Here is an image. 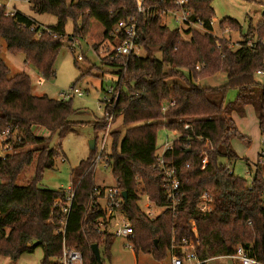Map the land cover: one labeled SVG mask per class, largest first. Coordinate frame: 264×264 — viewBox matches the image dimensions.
Returning a JSON list of instances; mask_svg holds the SVG:
<instances>
[{
    "label": "trees",
    "instance_id": "1",
    "mask_svg": "<svg viewBox=\"0 0 264 264\" xmlns=\"http://www.w3.org/2000/svg\"><path fill=\"white\" fill-rule=\"evenodd\" d=\"M28 2L34 13L53 15L55 23L43 26L17 9L8 11L0 5V39L5 41L8 52L23 54L25 63L33 65L44 78L55 75L58 52L64 40H71L66 33L69 20L74 22V39L85 35L91 18L101 23L103 40L95 45L99 53L119 20L137 15L136 0ZM212 3L213 0H190L188 4L193 16L205 22V31L170 28L162 23L163 5L149 16H139L138 43L145 55H132L124 70L114 68L118 66L116 62L111 65L112 73L124 77L115 109L116 117H122L124 132L111 133V142L99 161L109 165L115 185L127 194L119 208L133 228L130 243L136 253L162 260L169 254L172 240L193 237L195 226L199 264L213 257L233 255L238 245L264 263V180L256 171L248 182L228 168L231 161L238 159L232 139L244 138L235 125L234 113L244 114L251 106L264 133V83L256 79V71L264 68V11L262 19L256 25L250 24L245 33L237 19L225 17L219 21L222 31L230 27L242 34L241 45L235 48L230 40L212 33ZM249 40L256 41L254 50L246 46ZM1 47L0 43V51ZM98 55L105 64L106 56ZM218 74L225 75L224 83H201ZM230 91L237 94L234 101L227 100ZM132 95L135 96L130 98ZM71 99L33 94L31 77L26 72L11 76L0 55V131L9 125L19 131L13 143L16 151L0 159V256L11 261L40 246L44 252L41 264H59L61 219L67 221L66 244L82 251L83 264H100L91 248L95 243L102 264L105 256L110 257L116 236L99 229L106 212L93 196L97 185L96 148L72 169L75 193L67 216L62 212L66 189L39 187L43 172L54 167L60 154V149L48 145L51 136L65 138L73 126L69 120L75 112ZM172 101L175 104L163 112V105ZM185 124L190 127L185 128ZM95 125L105 128L106 122L102 119ZM34 126L47 129L50 137L37 136ZM160 128L178 132L164 159L168 166L176 168L185 195L175 212L164 209L151 217L140 207L142 195L158 208L168 203L164 177L156 168ZM204 153L208 163L202 168ZM33 163L32 179L26 185H17L19 176ZM203 191L214 196L210 213L197 209ZM34 240L37 244H33Z\"/></svg>",
    "mask_w": 264,
    "mask_h": 264
},
{
    "label": "rangeland",
    "instance_id": "2",
    "mask_svg": "<svg viewBox=\"0 0 264 264\" xmlns=\"http://www.w3.org/2000/svg\"><path fill=\"white\" fill-rule=\"evenodd\" d=\"M14 3L26 13H31L30 4L27 0H0V5H7L6 7H12ZM212 7L214 9V18L216 19L215 32L219 37L230 40L235 48L243 40L242 34L239 31H222L219 28V21L225 17L238 19L245 33L250 24L256 25L262 19L264 11L263 5L253 0H213ZM38 18L47 24L55 21V17L51 14H43ZM163 20L162 23L170 28H177V24L171 17ZM73 30L74 22L69 20L66 25V33L71 40H64L56 58L55 75L50 78H44L33 65L26 64L23 54L14 55L8 52L5 41L0 39L2 45L0 55L8 66L10 75L26 72L32 80L33 94L38 96L46 94L55 99H63L61 94L74 86L84 93L83 96H74L71 99L75 112L69 118L73 124L70 132L62 139L57 135H53L48 142L51 148L60 149V154L55 158L54 167L43 172V177L39 182V187L41 188L68 189L72 187V169L78 166L80 161L91 156V140L96 141V149L99 150L103 131L105 130V128L95 125L96 122L102 123L103 111L99 110L98 106L104 105L107 90L114 84L115 74L112 73L113 68L103 64L100 57L95 53V45L103 40L104 28L99 21L91 18L84 36L74 39L71 35ZM184 37L189 38L187 35ZM79 55H82V60L77 59ZM144 55L145 51L141 49L140 56ZM157 57L161 58L159 52ZM256 79L264 83V74H256ZM40 81L42 82L40 83ZM224 82L225 75L218 74L201 83L215 86ZM236 95L235 91H230L227 100L234 101ZM233 119L244 138L232 139V148L238 159L230 162V168L235 175L251 182L255 174L253 164L260 157L264 161V133L260 130L259 119L253 108L245 110L244 114L236 113ZM33 131L39 137H50V132L43 127L34 126ZM115 131L124 132L121 116L116 117L111 125L110 136ZM167 134L171 136V139L176 137L165 128L158 130V148L165 141ZM111 138H108V142H111ZM224 161L228 163L226 160ZM34 167L35 164L33 163L22 172L17 180V185H26L32 179ZM250 168L252 173H250ZM94 181L102 186L115 185L111 168L103 160L97 161L94 165ZM100 203L104 205L105 201L102 199ZM139 204L144 212L150 213L151 217H155L163 211L162 208L156 207L152 202L150 203L146 195L141 196ZM126 224V218L118 213L106 228L110 232H114L118 228H124ZM43 256V248L38 246L34 252L24 253L14 261L0 256V264H41ZM103 259L104 264H170V254L162 260H157L151 254L136 253L130 240L125 236L115 238L111 247L110 257L105 256ZM221 262V259H217L209 261L208 264H222ZM236 263L235 260L228 259L223 264Z\"/></svg>",
    "mask_w": 264,
    "mask_h": 264
},
{
    "label": "built area",
    "instance_id": "3",
    "mask_svg": "<svg viewBox=\"0 0 264 264\" xmlns=\"http://www.w3.org/2000/svg\"><path fill=\"white\" fill-rule=\"evenodd\" d=\"M29 1V0H27ZM137 2V15L135 17H129L127 19L119 20L110 31V38L107 44L101 48L99 53L95 50V53L103 54L106 56V65H113V62L118 63V66L114 68H120L124 70L126 68L129 58L133 56H140V51L142 47L138 43V19L140 15H151L154 9L159 8L160 6H164V12L162 16L163 19L167 17H171L177 24V28L181 29H198L205 31V22L199 17H194L191 9L188 8V4L190 0H153L152 3H147V0H136ZM10 11V9L8 10ZM215 20L212 18L210 20V25L213 30L212 33L217 35L215 32ZM230 27H226L224 32H230ZM218 36V35H217ZM240 46L241 44H237ZM256 45L255 40H249L246 43V46L250 49L254 50ZM101 59V56L98 55ZM78 60H82V55L77 57ZM102 60V59H101ZM197 69H200L197 66ZM113 70V69H112ZM256 74L263 75L264 68L258 69ZM124 77L121 74H115L114 84L107 90V97L104 100L103 106H98L99 110L103 111L102 119L106 122L105 130L103 131V135L100 142L99 150L97 149V156L95 159V163L99 161L101 155L107 148L110 139V129L111 125L114 123L116 119V104L118 98L121 94V84L124 82ZM42 81H40L41 83ZM62 97L64 100H68L73 98L74 96H83L84 93L75 86L70 88L68 91L63 92ZM135 95L130 96L132 98ZM175 102H169L166 105H163L162 111L165 112L167 108L171 105H174ZM189 124H185V128H189ZM170 131L176 137L171 139L169 134L166 135L165 141L161 145L157 153V164L156 168L160 170L164 177V184L166 187V200L167 205L161 207L164 209H169L173 212L179 206H182L183 198L185 192L183 190V185L178 176V172L176 168L170 167L166 164L164 159V154L166 151L170 150L173 146L174 141L178 137V132ZM19 131L17 128L13 126H6L0 131V159L5 158L9 154L14 153L16 150L14 148V141L19 138ZM264 144V139H263ZM263 154V152H262ZM261 154V155H262ZM202 168H205L208 163V156L206 153L202 156ZM254 171L260 172L261 179L264 180V161L261 157L253 164ZM261 166V168H260ZM230 171V166L228 167ZM250 173H252V169L250 168ZM255 175V174H254ZM254 178V177H253ZM253 180V179H252ZM67 191L66 204L62 207V212L69 214L73 200L75 189L70 188ZM122 191L116 186H98L96 185L93 188V196L96 197V202L100 203V200H104L105 204H101V206L105 209L106 215L105 218H102L99 221V229L101 231L108 230L106 227L109 225L110 221L116 216L118 213L122 215L120 211V205L123 202ZM149 200V199H148ZM150 201V200H149ZM263 201H264V190H263ZM151 203V201H150ZM214 208V196L209 191H203L199 197V201L197 203V209L203 213H210ZM150 215V213H148ZM123 216V215H122ZM124 217V216H123ZM127 220V219H126ZM62 227L60 232L63 234V242H62V250L61 255L58 259L59 264H83V253L82 251L70 248L67 246L65 241V229L67 225V221L65 219H61L60 221ZM109 231V230H108ZM110 232V231H109ZM194 236L190 238H184L179 242L172 240L171 247L169 249V254L172 260V264H199L201 260L198 258L196 251L198 245L197 230L196 227L193 226ZM113 233L116 237L125 236L129 240L134 236V231L129 221L127 220V224L124 228H118ZM230 257L238 260L239 264H264L259 262L256 258L249 255L248 251L242 245H238L235 247V253L230 255Z\"/></svg>",
    "mask_w": 264,
    "mask_h": 264
},
{
    "label": "crops",
    "instance_id": "4",
    "mask_svg": "<svg viewBox=\"0 0 264 264\" xmlns=\"http://www.w3.org/2000/svg\"><path fill=\"white\" fill-rule=\"evenodd\" d=\"M253 1H257V2H260L262 5L264 4V0H253ZM7 6V5H6ZM8 9H10V10H12V9H17V10H19V11H21L22 13H24V14H26V15H28V16H30V17H32V18H34L39 24H42L43 26H45V25H51V24H53V23H55V21H56V19H55V21H53L52 23H44L42 20H40L38 17H41L43 14H36V13H34V12H32V10H31V13H26L24 10H22L19 6H17L15 3L13 4V6L12 7H7ZM34 13V14H33ZM30 14H32V15H30ZM235 19V18H234ZM214 20H216L215 18H214ZM238 20V19H237ZM232 31V30H231ZM230 31V32H231ZM232 43V42H231ZM233 44V43H232ZM249 108H252L251 106H247L246 107V110H248ZM235 114L236 113H234L233 114V117L235 116ZM97 184V183H96ZM98 185V184H97ZM98 186H102V185H98ZM102 187H104V186H102ZM70 188H74V184H73V181H72V187H69L68 189H70ZM68 189H66V190H68ZM128 239V238H127ZM217 259H221L222 260V264L223 263H225V261L226 260H228V259H233V260H235L237 263L236 264H239V262H238V260H236V259H234V258H232V257H230V256H218V257H213V258H210V259H208L207 260V262H206V264H208V262L209 261H211V260H217ZM226 259V260H225ZM170 264H172V260H171V257H170Z\"/></svg>",
    "mask_w": 264,
    "mask_h": 264
},
{
    "label": "water",
    "instance_id": "5",
    "mask_svg": "<svg viewBox=\"0 0 264 264\" xmlns=\"http://www.w3.org/2000/svg\"><path fill=\"white\" fill-rule=\"evenodd\" d=\"M95 148H96V141L95 140H91L90 141V149L91 150H95ZM122 195H123V197L125 199L127 198V194H126L125 191L122 193ZM33 244H37V240H34L33 241ZM91 248H92L93 254L95 255L97 261L100 264H102L101 252H100V249H99L98 244H96V243L95 244H92Z\"/></svg>",
    "mask_w": 264,
    "mask_h": 264
}]
</instances>
